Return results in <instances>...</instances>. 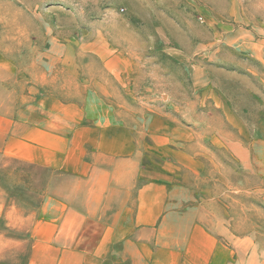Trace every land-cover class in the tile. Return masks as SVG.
I'll return each instance as SVG.
<instances>
[{
  "label": "crops",
  "instance_id": "obj_1",
  "mask_svg": "<svg viewBox=\"0 0 264 264\" xmlns=\"http://www.w3.org/2000/svg\"><path fill=\"white\" fill-rule=\"evenodd\" d=\"M78 56L80 70L63 54L21 70L0 53V264H264V136L235 152L252 199L240 178L229 199L206 153L149 112L161 90L146 73L121 56L87 72ZM198 76L187 102L213 90ZM14 172L28 178L5 182Z\"/></svg>",
  "mask_w": 264,
  "mask_h": 264
},
{
  "label": "rangeland",
  "instance_id": "obj_2",
  "mask_svg": "<svg viewBox=\"0 0 264 264\" xmlns=\"http://www.w3.org/2000/svg\"><path fill=\"white\" fill-rule=\"evenodd\" d=\"M0 53L19 57L21 70L47 54L66 55L69 71L82 69L78 55L87 72L113 56L131 59L136 73L148 75L146 86L161 90L148 92L147 103L173 120L165 133L206 153L229 199L237 178L245 202L252 199L255 176L239 169L235 152L264 136V0H0ZM193 71L213 90L187 102L180 86ZM4 177L21 183L28 175Z\"/></svg>",
  "mask_w": 264,
  "mask_h": 264
}]
</instances>
